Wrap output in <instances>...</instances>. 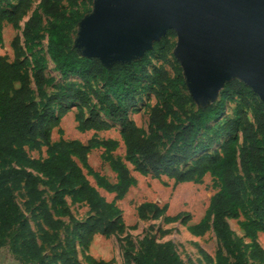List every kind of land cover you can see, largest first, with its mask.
Wrapping results in <instances>:
<instances>
[{"label":"trees","instance_id":"trees-1","mask_svg":"<svg viewBox=\"0 0 264 264\" xmlns=\"http://www.w3.org/2000/svg\"><path fill=\"white\" fill-rule=\"evenodd\" d=\"M34 1L0 0L3 3L0 5V43L4 22L20 28L19 23L24 20L23 48L16 35L12 41L13 60L0 55V163L8 162V166L0 168V246L8 243L10 251L23 264H78L76 247L80 245L89 264H109L86 255L85 249L95 234L114 235L126 261L181 264L173 245L156 242L153 236L146 238L141 249L133 253L129 235L120 236L125 230L121 210L88 182L78 164L81 162L87 167L89 149L103 146L115 181L97 178V182L104 190L114 193L115 199L122 198L135 179L127 165L111 154L116 146L114 141L90 139L83 144L75 139L51 140V129L65 114L68 104L75 103V119L80 130L119 127L125 159L138 173L156 178L165 175L174 182L198 181L206 173L211 174L217 190L202 220L190 226L189 231L196 236L208 229L213 231L220 243L216 250L217 264H226L222 251L233 259L231 264H248L227 218L239 219L249 211L251 216L238 220V224L250 240L249 258L264 264V248L257 241V232L264 231V102L257 100L243 82L231 80L225 84L218 101L189 110V100L180 88L183 84L180 68L173 67V78L163 66L149 72L147 52L138 60L113 63L109 67L98 58L83 57L72 37L80 18L77 8L80 0H37L33 7ZM65 2L74 8L67 11ZM27 12L30 13L24 19ZM43 16L52 18L45 28L46 35ZM44 38L45 51L54 69L64 78H78L83 86L70 82L52 94L47 93L45 87L50 83L44 73L47 59L34 51ZM158 45L165 51L169 42L163 39ZM26 52L31 54L30 59ZM28 65H31L39 102L33 97L26 72ZM147 79L151 84L144 86L142 81ZM99 82L103 90L96 87ZM143 92L152 93L158 99L149 109L147 132L129 118L130 110L138 102L136 96ZM230 93L239 97L240 106L233 116L215 128H208L209 123L222 116ZM55 105H59L57 113ZM203 130L210 136L202 146L198 137ZM238 135L241 145L236 158L231 142ZM221 139L225 140L219 149L205 151ZM166 142L169 149L163 151L160 146ZM43 147L46 155L42 158H32L26 152V148L40 151ZM43 187L51 193L47 200ZM14 191L21 192L25 212L35 220V228L16 203ZM66 197L71 202L85 204L87 216L76 219ZM164 211L165 206L154 202H143L136 207L139 219L159 218ZM63 216L68 217L70 226L62 220ZM188 219L189 214L185 212L164 216L167 222L185 223ZM61 232L63 238L59 236ZM46 245L52 252L59 248V252L45 255Z\"/></svg>","mask_w":264,"mask_h":264},{"label":"rangeland","instance_id":"rangeland-1","mask_svg":"<svg viewBox=\"0 0 264 264\" xmlns=\"http://www.w3.org/2000/svg\"><path fill=\"white\" fill-rule=\"evenodd\" d=\"M92 1L80 0L77 8L80 11V18L77 24L74 25L72 37L73 42L77 37V32L79 29V21L84 17V15L89 14L92 10ZM3 4L0 2V5ZM37 4V0L34 1L33 7ZM64 7L67 11L73 9L65 2ZM30 12H27L24 19L27 18ZM48 20L43 16L42 26L44 28L43 33L46 35L45 28L48 26ZM22 20L19 23L20 28H15L12 24L4 22L2 27V41L0 43V55L6 56L9 60H13L14 50L12 48V41L16 35L20 37V43L23 48V38L21 36V27L23 25ZM170 32L165 34L159 40L155 41L152 48L147 51L149 56V63L147 64L148 71L151 72L153 68L163 66L170 78L175 77V71L173 67H178L181 69L179 62L175 59L173 55V49L176 46L177 36L174 30H169ZM166 37V38H165ZM166 39L169 42V47L167 50L162 51L158 43ZM46 38L41 41V45L34 49L37 55H44L47 59L46 66L44 68L45 75L49 78L50 83L46 85V91L48 94H52L60 90L64 85L70 82H75L79 86H83L82 82L73 76L62 77L59 72H57L53 64L47 57L46 54ZM26 56L30 59L31 54L26 52ZM26 72L30 78V86L33 91V97L39 102V97L37 95L35 86L32 81V71L31 65L26 67ZM182 74V69H181ZM183 77V76H182ZM144 86H149L151 84L150 80H143ZM96 87L103 90L102 83H97ZM183 95L189 100L188 109L196 110L201 107V103L195 101L189 93L186 82L183 80V84L180 86ZM221 89L218 93L217 98L213 100L215 103L220 99ZM254 93V92H253ZM255 98L261 101L256 93H254ZM138 98L137 104L130 110L129 118L134 121L135 124L141 127L145 132H147L148 123V113L151 106L158 102V99L149 92H143L142 94L136 96ZM248 100L252 103V99L248 96ZM76 104L67 106V111L63 114L58 121V124L51 129V140L57 141L59 139H75L83 144H87L90 139L111 140L114 141L116 146L112 150L111 154L113 157L121 159L128 167L131 176L135 179V184L130 187L127 193L120 199L114 198V193L104 190L97 182V178H103L109 182L115 181V173L111 169L107 158L106 150L103 146L98 145L91 147L87 153V164L85 167L81 162H78L83 173L85 174L88 182L94 186L98 192L109 202L113 201L118 208L121 210V215L123 217V222L125 224V230L120 234L121 237L129 235L131 240V251L137 253L146 238L151 236L154 237L156 242H169L173 245V248L179 255L181 264H217L218 258L216 256V250L219 248L220 243L211 229H208L202 235H193L189 228L190 226L201 221L205 215L211 196L217 190L214 183V177L206 173L198 181H188V182H174L173 179L162 175L160 178H156L151 174L142 175L138 173L134 166L125 159V149L120 136L119 127L113 125L107 130H80L75 119L76 114ZM240 106L239 97L235 93H230L225 99V108L221 117L217 120L212 121L208 124V128H215L219 125L225 118L231 117L237 107ZM59 105H55L54 110L57 113V108ZM249 117L252 118V112L250 108H247ZM176 121L175 119H173ZM179 122V121H176ZM210 133L207 130H203L198 137V141L203 146L206 144L207 138ZM225 139H221L219 142L215 143L212 148L205 151L212 152L215 148L219 149ZM232 147L234 148L236 158H238V148L241 145V136L238 135L232 140ZM160 149L165 151L169 149V143L166 142L164 146H160ZM26 152L32 158H42L45 157V148L43 147L40 151L34 149L26 148ZM108 152V151H107ZM198 156V155H197ZM196 156V157H197ZM195 157V158H196ZM8 166V162H1L0 168ZM44 188V187H43ZM43 196L45 199H49L51 193L43 189ZM14 198L19 208L25 212L24 201L21 196V192L14 191ZM67 204L76 219H83L88 214L87 206L80 202H71L69 197H66ZM143 202H154L159 206L164 207L165 211L159 218H147L139 219L136 213V207ZM166 204V205H165ZM179 212H185L189 214V219L185 223L180 221L167 222L164 220V216H173ZM26 217L30 220L31 225L35 228V220H33L29 212H25ZM249 211L239 219L227 218L229 226L231 228L232 234L236 239L241 242V248L244 252L246 261L248 264H261L249 258V238L244 236V232L238 224V220H245L250 217ZM67 226H70V222L67 216H63ZM61 238L64 237L63 233L59 234ZM257 241L264 248V231L257 232ZM54 244V243H53ZM77 249V263L78 264H89L87 259L83 256L81 252V246L78 245ZM53 252H59V248L54 249ZM52 250L46 245L45 255L51 256ZM122 246L114 235H100L95 234L90 240L87 248L85 249L86 255L94 258L97 261H108L109 264H133L132 262L126 261L122 256ZM222 256L226 258V264H231L233 259L225 252L222 251ZM0 264H23L20 258L14 255L10 249L9 244L0 246Z\"/></svg>","mask_w":264,"mask_h":264},{"label":"water","instance_id":"water-1","mask_svg":"<svg viewBox=\"0 0 264 264\" xmlns=\"http://www.w3.org/2000/svg\"><path fill=\"white\" fill-rule=\"evenodd\" d=\"M170 29L173 55L201 107L231 80L264 102V0H93L74 46L109 67L140 59Z\"/></svg>","mask_w":264,"mask_h":264}]
</instances>
